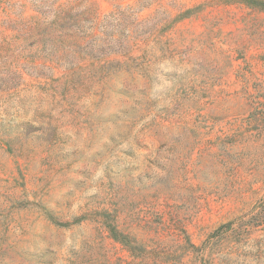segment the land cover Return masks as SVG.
<instances>
[{
	"label": "rangeland",
	"instance_id": "obj_1",
	"mask_svg": "<svg viewBox=\"0 0 264 264\" xmlns=\"http://www.w3.org/2000/svg\"><path fill=\"white\" fill-rule=\"evenodd\" d=\"M0 264H264V9L0 0Z\"/></svg>",
	"mask_w": 264,
	"mask_h": 264
},
{
	"label": "trees",
	"instance_id": "obj_2",
	"mask_svg": "<svg viewBox=\"0 0 264 264\" xmlns=\"http://www.w3.org/2000/svg\"><path fill=\"white\" fill-rule=\"evenodd\" d=\"M247 1L249 4L255 5L260 7L261 9H264V0H245ZM66 18L63 17L61 19L62 23L59 25L60 28L62 27L63 29H69L66 25L68 24L65 20ZM58 20H54L52 21V24H56ZM92 64H90L91 66H93L92 71L95 72H102L103 70H105L106 66L110 65V61L109 60H100V59H93L92 60ZM78 69H80L79 67H77ZM83 68V67H81ZM75 71V70H73Z\"/></svg>",
	"mask_w": 264,
	"mask_h": 264
}]
</instances>
